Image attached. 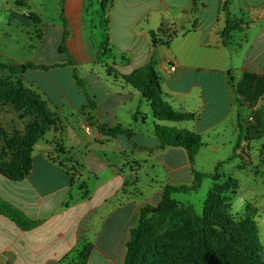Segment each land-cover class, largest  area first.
<instances>
[{
  "label": "crops",
  "instance_id": "1",
  "mask_svg": "<svg viewBox=\"0 0 264 264\" xmlns=\"http://www.w3.org/2000/svg\"><path fill=\"white\" fill-rule=\"evenodd\" d=\"M87 2L59 0V9L48 16L56 21L44 23L38 46L29 44L33 57L50 45L58 58L44 65H66L72 59L73 66L29 71L39 73L40 81L33 83L65 127L48 131L36 143L32 170L23 180L0 174V199L37 224L23 230L0 214V264L71 263L88 244L93 250L87 264H124L141 209L157 206L167 185L190 186L194 171L212 174L219 163L231 159H239V168L254 178L264 173V0H109L107 7L101 0L111 58L106 66L112 62L117 69L105 77L84 52L90 40L84 21ZM33 27L30 12L0 0L1 63L32 61L19 60L10 43ZM149 64L160 77L165 100L176 111L195 114L194 121L170 124L154 119L151 104L124 80ZM57 70L67 71L68 79L47 78ZM74 70L96 103L94 110L83 112L88 99ZM85 82L88 87L101 83L104 91L93 94ZM156 125L201 136L203 146L194 165L183 148L161 149ZM116 126L133 131L134 137L101 131ZM52 138L67 153H49ZM256 140L261 147L254 160ZM199 160L208 163L206 168ZM206 184L213 186V180L205 178L200 190ZM243 205L254 210L264 246V194L253 193Z\"/></svg>",
  "mask_w": 264,
  "mask_h": 264
},
{
  "label": "trees",
  "instance_id": "2",
  "mask_svg": "<svg viewBox=\"0 0 264 264\" xmlns=\"http://www.w3.org/2000/svg\"><path fill=\"white\" fill-rule=\"evenodd\" d=\"M108 1L104 0V7H107ZM61 4L63 6V1ZM70 59L66 65L73 66ZM66 65L28 62L10 66L0 62V71L14 77H23L29 71L47 72ZM74 79L88 99V105L83 108V112L87 108L94 110L96 103L87 94L84 82L76 70ZM124 80L151 104L157 122L181 124L196 119L195 114L174 110L165 100L160 77L152 64L125 76ZM2 86H6L10 92L25 91L22 81L9 83L0 79V88ZM28 95L32 98L37 96L29 91ZM1 96L19 102L17 96L0 93ZM44 124L48 131L49 124L47 122ZM46 130H40L32 138L27 139L18 158L12 156V160L8 162L0 155V174L12 181L23 180L32 170L34 146L45 135ZM101 131L111 137L119 135L130 139L134 137L133 131L120 126L101 127ZM155 131L161 149L183 148L189 155L190 163L194 165L195 158L203 146L200 135L164 125H156ZM242 139L240 136L236 149L240 148ZM224 164L225 162L219 163L212 174L194 171V182L190 186L167 185L157 206L148 205L142 208L138 223L130 232L124 264H264V246L260 242L253 216L234 217L230 213L228 205L232 202V196L237 194L238 183L231 177H226L225 183L221 182ZM205 178L213 179L216 184L207 195L202 215L197 214L192 206L182 205L173 198L177 194L197 192ZM0 214L23 230H31L37 225L1 199ZM92 250L93 245H86L72 264H87ZM172 251L178 252L177 260L172 256Z\"/></svg>",
  "mask_w": 264,
  "mask_h": 264
},
{
  "label": "rangeland",
  "instance_id": "3",
  "mask_svg": "<svg viewBox=\"0 0 264 264\" xmlns=\"http://www.w3.org/2000/svg\"><path fill=\"white\" fill-rule=\"evenodd\" d=\"M100 1L101 0H88L87 2L88 8L84 21L88 24L87 36L90 40L88 44H86L87 49L84 52L89 56L91 61L94 60V67L100 74H102V76L105 77L112 73V69H117L113 66L112 62L110 63V67L106 66L107 62H109L111 58L109 57L110 54L109 51H107L105 45L106 38L108 37L107 30L105 29L107 24L106 20L104 19L105 15L101 8ZM15 2L16 0H10V3L15 4L17 8L22 9L27 13L30 12L31 20L34 24L32 29L25 30L24 35L19 33L16 36H13V39H11L10 45L12 48H15V53L17 54L16 56L22 62H28L32 60L31 62L33 63L41 62L42 64H45L50 60H54V58L57 59L58 57L55 56V52H53L52 48L48 44L44 46L45 48L43 49V52L39 53L38 56L33 57L29 48V44H31V41H33V44L38 46L39 40H41L43 36L44 23H47L49 20H55L54 17L48 19V16H53L55 10L59 9V0H27V7L17 5ZM72 52L81 53L82 50ZM40 59L41 61H38ZM118 63H121V61H118ZM55 72L56 75H54ZM68 75V72L65 70H57L47 78H54L56 80L62 79L63 81H66L68 79ZM0 79L9 83L22 81L25 89L24 92L15 93L10 92L6 86H2L0 88V93L8 94L10 96H17L19 98V102H14L6 97H0V155L5 158L6 161L10 162L12 160V156L14 158H18V155L22 153V148L27 139L32 138L40 130H46L47 127L44 124L45 122L49 124L48 131L55 130L58 132L60 129L65 127V121L62 117H60L59 114L55 112L48 101L44 99L42 95H40L37 89L38 86L33 83L37 80L40 81L39 73L27 72L25 77H14L7 72L0 71ZM86 86L92 91L93 94L102 93L105 87L101 83H90L89 87L87 84ZM28 91L36 94V98L30 97L28 95ZM148 114L151 118V111L148 112ZM68 117L72 120L75 119V115L73 114H69ZM148 127L150 129L151 126L148 125ZM90 130L91 128L89 126L84 127V131L89 136H91ZM47 132L43 137L46 136ZM55 141L56 140L53 138L48 141L47 148L49 153L56 155L59 153V151L64 152V154L67 153L66 150H64V146H61ZM253 146L255 148L254 160H256L255 153L256 150L261 147V141H254ZM65 161H67V158H62L60 162L66 164L65 166H69L67 163H65ZM199 162L203 163L202 167L204 168H206L205 166L208 165V163L204 160H199ZM240 164L241 161L239 159L226 161L221 171L224 175H222L223 178L221 182H226V176H231L240 182V189L237 191L236 196H232V202L228 205L230 213L234 217H243L245 215L252 216L254 210H252L250 207H244L243 201L245 198L249 199L255 192L259 193L260 196L261 194H264V173H258V175L254 178V176H251L250 174L247 175L248 173L246 171L241 170L239 168ZM69 168L71 170V167ZM254 181L256 183H254ZM207 183L211 182L209 181ZM215 184L216 182L213 180V186L212 184H206L203 189H199L200 191L198 190L197 192L177 194L174 195L173 198L182 205L192 206L197 214L202 215L204 203L207 198L206 196L208 192L213 189ZM181 254L179 256H181ZM172 256L175 258V260H177L178 252L172 251ZM71 263L70 260H67L64 264Z\"/></svg>",
  "mask_w": 264,
  "mask_h": 264
},
{
  "label": "built area",
  "instance_id": "4",
  "mask_svg": "<svg viewBox=\"0 0 264 264\" xmlns=\"http://www.w3.org/2000/svg\"><path fill=\"white\" fill-rule=\"evenodd\" d=\"M175 69H176L175 67H172L171 68V71H175ZM88 132H89V129H88Z\"/></svg>",
  "mask_w": 264,
  "mask_h": 264
}]
</instances>
